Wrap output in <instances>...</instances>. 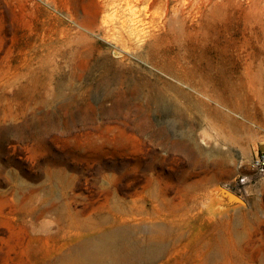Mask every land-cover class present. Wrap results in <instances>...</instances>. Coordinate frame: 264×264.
<instances>
[{"label": "rangeland", "instance_id": "374dc122", "mask_svg": "<svg viewBox=\"0 0 264 264\" xmlns=\"http://www.w3.org/2000/svg\"><path fill=\"white\" fill-rule=\"evenodd\" d=\"M134 3L138 44L110 0H0V264L99 217L169 228L151 264H264V0Z\"/></svg>", "mask_w": 264, "mask_h": 264}, {"label": "bare ground", "instance_id": "6f19581e", "mask_svg": "<svg viewBox=\"0 0 264 264\" xmlns=\"http://www.w3.org/2000/svg\"><path fill=\"white\" fill-rule=\"evenodd\" d=\"M110 1L111 4H114L117 9L123 12V15H127V17L122 18L120 21L118 32L124 33L128 40H133L137 42V44L138 42L143 43L153 36L154 29H149L145 26L147 22H145L144 16L135 14L133 8L134 2L138 0ZM176 16L174 12L173 17L169 18L170 20L164 19L159 23L167 24V22H173L176 20ZM103 18L104 20L102 21L106 24L105 16ZM206 82L213 85L212 77L207 76ZM74 228L86 232L96 231V233L99 232V234L95 237L90 236L83 240L78 245L76 251L67 259L61 258L59 264H151L167 246V244L163 243L161 240H159L160 242H153V240L156 237L158 238L159 234H162L165 239L167 238L168 242L172 234L169 228L158 229L155 228L154 225L149 224L140 228L137 226V223L134 222L129 225L124 223L118 225L115 220L108 221L104 217L78 221L77 225H74ZM136 232H141L143 234L140 240L133 237V234H136Z\"/></svg>", "mask_w": 264, "mask_h": 264}, {"label": "built area", "instance_id": "2783aa9c", "mask_svg": "<svg viewBox=\"0 0 264 264\" xmlns=\"http://www.w3.org/2000/svg\"><path fill=\"white\" fill-rule=\"evenodd\" d=\"M249 167L258 174L259 176H264V151L263 150H255L249 160ZM246 177L241 176L239 178V182H245Z\"/></svg>", "mask_w": 264, "mask_h": 264}]
</instances>
